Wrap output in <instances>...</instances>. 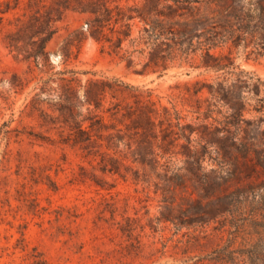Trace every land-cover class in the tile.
Returning <instances> with one entry per match:
<instances>
[{
	"label": "rangeland",
	"instance_id": "1",
	"mask_svg": "<svg viewBox=\"0 0 264 264\" xmlns=\"http://www.w3.org/2000/svg\"><path fill=\"white\" fill-rule=\"evenodd\" d=\"M196 1L220 23L264 19V0ZM74 7L0 0V264H219L223 250L264 264V172L227 150L226 134L200 139L212 121L196 105L210 95L193 93L233 72L259 79L264 96V50L228 40L214 52L235 69L177 61L142 73L143 58L102 52ZM242 96L239 138L264 150V119Z\"/></svg>",
	"mask_w": 264,
	"mask_h": 264
},
{
	"label": "trees",
	"instance_id": "2",
	"mask_svg": "<svg viewBox=\"0 0 264 264\" xmlns=\"http://www.w3.org/2000/svg\"><path fill=\"white\" fill-rule=\"evenodd\" d=\"M75 10L88 16L86 28L89 36L101 45L102 52L125 61L128 66L135 64L134 57L143 58L142 73L157 72L162 74L177 61L189 64L194 68L206 70L228 71L235 69L232 61L216 54L214 51L222 44L232 40L234 45L251 39L254 45L264 50V19L259 17L257 23L234 24L220 23L214 17L207 18L202 9L195 4L196 0H139L141 4L111 5L106 0H75ZM264 16V12L261 13ZM138 27L134 35L133 28ZM200 53L202 60L192 64V60ZM235 76L231 83L227 80L214 85H202L194 90L197 96L207 90L210 99L198 100L195 113L203 116L205 122L198 131L200 139H205V132L226 134L227 150L237 151L242 158L252 159V164L264 172V150H257L244 139L239 138L241 132L249 125L244 118L246 102L242 96L244 89L252 94L254 106L252 111L264 119V96L262 83L253 79L228 72ZM221 104L227 111L223 114L217 108ZM154 112L153 109L149 113ZM215 115H220L218 119ZM217 123L221 127L214 126ZM245 125V128L243 127ZM190 132H194L192 129ZM191 142L190 138L187 139ZM216 144L219 142H206ZM229 177H235V171H226ZM242 194V193H241ZM251 193H243L247 195ZM212 258L219 264H233L232 252L217 251Z\"/></svg>",
	"mask_w": 264,
	"mask_h": 264
}]
</instances>
